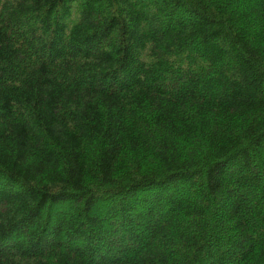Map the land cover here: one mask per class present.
I'll use <instances>...</instances> for the list:
<instances>
[{
	"label": "trees",
	"instance_id": "obj_1",
	"mask_svg": "<svg viewBox=\"0 0 264 264\" xmlns=\"http://www.w3.org/2000/svg\"><path fill=\"white\" fill-rule=\"evenodd\" d=\"M0 264H264V0H0Z\"/></svg>",
	"mask_w": 264,
	"mask_h": 264
}]
</instances>
